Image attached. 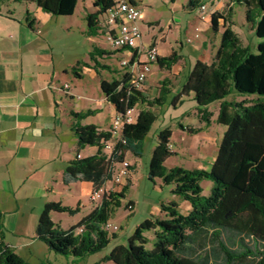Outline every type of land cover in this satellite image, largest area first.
I'll list each match as a JSON object with an SVG mask.
<instances>
[{
	"label": "trees",
	"instance_id": "obj_1",
	"mask_svg": "<svg viewBox=\"0 0 264 264\" xmlns=\"http://www.w3.org/2000/svg\"><path fill=\"white\" fill-rule=\"evenodd\" d=\"M6 1L32 2L52 15H71L79 0H0V8ZM201 0H189L187 6L197 7ZM230 3L245 8V19L257 38V51L244 46L233 30ZM115 0H94L95 12L88 13L89 35H97L101 26L108 27L99 16L106 18ZM30 26L33 22L26 13ZM221 42L214 60L208 64L198 60L193 66L181 92L173 99L176 105L182 97L193 95L201 118L209 124L212 112L208 105L220 103L216 121L224 125L225 131L219 150L209 169H187L182 166L168 168L165 161L174 152L170 148L172 129L167 127L157 135V144L152 151L148 178H161L165 184H173L172 193L189 202L191 208L183 212L179 203L170 201L161 204L164 216L153 214L135 228L125 244L115 245L105 256L115 264H264V0H229L223 12H213L211 30L219 33ZM111 52L94 46L91 59L94 67L112 70L95 56L110 55ZM136 56V52L134 53ZM180 59L175 51L166 58H158L161 66L170 68ZM79 62L72 71L78 76ZM121 66V65H120ZM124 68V67H121ZM118 76L101 79V90L117 113L126 114L131 107L137 108L134 122L125 124L121 140H115L111 128L99 130L94 124H83L82 120L94 113L72 111V130L77 137V153L86 145L98 147L97 153L88 157H77L69 162L63 172V181L70 184L79 180L91 181L94 190H99L111 181L116 165L123 162L128 152L141 156L145 138L166 102V87L162 82L157 97H150L131 84L130 66ZM236 92L237 99H227ZM147 105L149 109L140 108ZM153 108V109H151ZM183 127L182 125H180ZM190 132L197 129L188 128ZM115 141L114 151L108 154L104 145ZM134 167L131 166V169ZM210 179L211 193H202L201 181ZM130 183L121 192L104 194L96 207L69 229L62 228L52 218V212L77 210L61 202L50 201L40 214L37 237L58 255L72 257L73 261L104 250L115 238L104 224L116 211L128 191ZM129 203H134L129 201ZM4 214L0 210V264H30L5 242ZM153 231L151 241L145 233ZM227 233V238L224 237Z\"/></svg>",
	"mask_w": 264,
	"mask_h": 264
},
{
	"label": "crops",
	"instance_id": "obj_2",
	"mask_svg": "<svg viewBox=\"0 0 264 264\" xmlns=\"http://www.w3.org/2000/svg\"><path fill=\"white\" fill-rule=\"evenodd\" d=\"M133 1L143 9L140 20L142 38L139 43L145 47L152 43L156 44L159 58L169 57L175 51L180 55V59L170 68L161 66L158 61L152 63L143 91L152 98L157 97L162 82L169 80L173 86L175 98L180 94L198 60L208 64L214 60L224 28L222 27L219 33L212 32L211 16L213 12H223L229 0H201L195 8L187 6L189 0L180 2L178 0ZM161 3L163 5H159ZM202 4H206L209 9L205 19H201L200 14L195 15V10L197 8L200 10ZM154 5L165 8L168 12L167 15L149 17L148 12ZM230 5L232 7V28L238 34L241 43L246 46L236 29L234 20L237 5H233V3ZM78 7L85 15L96 11L94 0H79ZM27 12L30 13L32 26L26 19ZM55 17L32 2L6 1L5 5L0 8V210L4 214V226H31V231L22 233L20 239L15 243L8 241L5 231L6 244L29 261L37 257L38 254L33 248L38 245L39 241H42L37 237L36 229L32 230V226L37 227L40 214L47 202L62 203L58 196L65 194L70 199L76 198L80 200V207L84 210L82 218L98 204V202L92 203L90 200L94 191L91 181L79 180L70 184H65L63 181L66 165L74 160L77 154L79 157H88L96 154L98 150L97 146L86 145L77 153V137L72 130L74 120L71 112L94 110V113L85 117L82 123L94 124L99 130H109L117 113L114 105L106 99L102 90L101 94L97 96L84 95L86 100H84V107L81 110L77 109L75 95L80 89L77 80L83 79L85 74L92 72H96L100 76V83L102 78H107L103 76L101 70L97 71L93 65L89 64L78 66V73L81 77L72 71V68L83 59L80 53L75 50L65 56L64 52L56 49L49 25ZM83 19H86V16ZM99 19L104 21L105 16H99ZM195 19V35L192 38L188 32L191 31ZM241 24L245 25L244 22ZM237 26L241 25L237 24ZM103 29L101 26L97 35L88 33L87 35L92 38L93 47L99 46L111 52L110 55L102 56L100 61L103 63V60H106L105 65L111 66L112 70L117 71L116 73L107 69L110 79H112L124 71L120 64H115L114 60L131 58L135 50L114 49L108 42ZM84 33L86 32L84 31ZM102 34L106 37L105 43L108 46H104L98 41L97 36ZM140 59L144 60L145 55L141 54ZM67 77L70 78V82L75 79L77 82L71 84L66 81ZM65 84H68L70 88L65 89ZM185 99L195 101L193 95L190 94L187 97H182L176 105H173V101L168 103V107L170 108L171 105L176 108ZM195 105L192 107L193 110L198 106L196 101ZM219 106L218 102L214 115L218 116ZM139 107L149 109L147 105H139ZM188 116V120L184 116L182 121H178L174 125L165 124L161 130L169 127L174 131L175 128L182 125V129L194 128L201 130V135L210 134L212 127L205 123L199 111L188 114ZM158 119L165 121L162 106L159 108L155 122ZM222 131L224 134L225 128ZM219 133L215 138L218 146L222 139H220ZM199 137L200 134H197L196 145L201 141ZM170 148L173 150L171 142ZM130 155L133 157L130 161L132 166L134 164L138 166L140 156H134L128 152L126 158L128 159ZM203 156L204 154L201 153V157ZM216 156L217 153L215 156L206 158L208 167L204 169H209L212 166ZM135 169L136 167L132 169V174L124 185H115V191L121 192L127 183H130V186L134 184ZM113 185L112 181L105 184L106 187ZM154 186L163 191V186L158 182L154 181ZM177 199L178 196L173 193L167 201L166 199H157L151 215L164 216L161 204L170 201L178 202L182 211L188 212L191 208L189 202L181 198ZM129 201L134 202V210L129 211V216H131L136 214L138 208L137 202L133 198H128L127 203ZM89 203L94 205L93 209H90ZM136 227L137 225L133 228L132 233ZM145 235L151 241L154 238L153 231H148ZM127 240L120 232H117L110 244L98 253L104 257L115 245L125 244ZM45 245H41L43 256L59 259L58 254L53 252L46 243ZM70 259L74 262L72 257ZM82 259L85 260L87 257ZM45 262L39 258V264H45Z\"/></svg>",
	"mask_w": 264,
	"mask_h": 264
},
{
	"label": "rangeland",
	"instance_id": "obj_3",
	"mask_svg": "<svg viewBox=\"0 0 264 264\" xmlns=\"http://www.w3.org/2000/svg\"><path fill=\"white\" fill-rule=\"evenodd\" d=\"M179 2L182 0H178ZM209 1V0H202ZM159 5H163L162 3ZM81 7V6H80ZM236 13L234 14V20L236 21V29L240 33V37L244 41V43L250 46L251 51H257V44L259 38L256 37L254 31L250 28V24L246 22L244 15V7L236 6ZM167 10L162 7L153 6L148 12V16L152 17H160L161 14L163 16L167 15ZM180 13V12H179ZM200 10L197 8L195 10V15H199ZM55 16V15H54ZM86 15L83 11L76 8L75 12L71 15H59L53 19L49 25L51 26V34L54 46L57 50L64 52L65 56L71 51H76L80 53L83 60L82 62H86L89 65L95 64V61L91 59L90 53L93 51V40L87 35L88 30V21L87 19H83ZM188 16V15H187ZM244 22L245 25L241 23ZM186 23V21H183ZM241 25V26H237ZM195 27H196V19L193 24L191 31H189L190 37L194 38L195 35ZM84 31L86 33H84ZM185 35V34H184ZM105 36L98 35L97 39L104 46H108L105 43ZM112 47V46H111ZM97 59L101 60L102 57L99 55L95 56ZM121 60L117 58L114 60L115 64H120ZM103 63H106V60H103ZM82 66V64H81ZM103 73V76L107 79H110V73L107 69H100ZM122 70H125L122 68ZM73 76V75H72ZM74 77V76H73ZM66 81L69 83H76L78 81L79 91L76 92L75 95V105H77V109L81 110L84 107V95L94 96L101 94V83L100 76L96 72L87 73L81 80L76 79L73 82H70V78H66ZM171 82V81H170ZM161 87L159 88V94L161 92ZM166 87L170 89V92L166 93V103L162 105V113L165 117V121L163 119H158L151 127L149 133L146 135V145L145 149L140 156V164L137 166L133 165L135 169L133 185L129 187L128 191H125V198L121 200V203L118 207H116V211L109 218V222L112 225H118L120 229L117 231L125 239H128L132 233L133 228L144 221L146 218L150 217L153 213V207L155 201L158 199H169L172 196V189L174 188L173 184H165L161 180V178L156 177L155 181L163 186V191H161L158 187L154 186L153 181L148 180V167L150 155L153 151V148L156 144V136L161 131L162 127L165 124L174 125L178 121H182L184 116L186 120H188V114L198 113L199 109L197 108L193 110L192 107L196 106L195 101H191L185 99L183 103L173 108L170 105L168 107V103L172 102L174 99V91L172 84H166ZM227 99L233 100L237 99V93L234 92L227 96ZM86 101V100H85ZM218 101H213L208 105V109L212 112L211 122L209 126L212 127L210 134L201 135V130H197L195 132H190L188 129H182L181 127H177L172 131L171 136V144L173 145V154L167 158L165 161V165L168 168L182 166L187 169H199V168H207L208 160L206 159L209 156H215L217 151L219 150L218 144L215 142V138L217 137V133H219L220 139L223 137V128H226L224 125L218 123L216 121L217 115H214V111L217 109ZM207 124V122L205 121ZM197 134H200L199 139L201 141L198 145L195 144V140L197 138ZM204 136V137H203ZM201 153L204 154L201 157ZM129 161H132L133 157L130 155L128 157ZM212 181L210 179H203L201 181L202 193L204 195H209L212 189ZM117 192V191H115ZM133 198L137 202L138 211L136 214L129 216V210L127 208V199ZM59 201H62L64 206L71 207L74 210L79 209L74 214L69 213L68 211L64 212H52L53 220L59 224L64 229H69L73 225L78 224L84 215V210L80 207V200L65 195L58 196ZM179 200V197L178 199ZM90 209H93V204L89 203ZM7 234L8 241L12 243L17 242L20 239V235L25 231L30 232L31 226H4ZM36 226H32V230L34 231ZM116 232V233H117ZM224 237L227 238V233H224ZM40 244V245H39ZM42 246H46L43 241H39L38 245L34 246V250L38 254L37 257L32 259L31 261L26 260L30 264H39V258L46 261L45 264H115L111 260H106L105 256L102 257L101 253H95L92 255L86 256L87 259H79L77 261L72 262L70 257L65 255H58L59 259H55L54 257H44L42 254L43 248ZM105 253V252H104ZM109 253V252H108ZM68 258V259H67ZM50 260V261H49Z\"/></svg>",
	"mask_w": 264,
	"mask_h": 264
},
{
	"label": "built area",
	"instance_id": "obj_4",
	"mask_svg": "<svg viewBox=\"0 0 264 264\" xmlns=\"http://www.w3.org/2000/svg\"><path fill=\"white\" fill-rule=\"evenodd\" d=\"M142 7L133 0H115V5L108 11L105 18V24L108 27L106 37L110 45L118 50H135L136 56L124 58L120 61L121 67H129L132 72L131 84L138 90H143L147 81L148 74L151 71L152 63L159 58L158 47L156 44H150L147 47L141 45L142 30L140 20L142 17ZM209 13L206 4L200 5V17L205 19ZM144 54L145 59L141 60L140 55ZM65 89L70 86L65 84ZM137 115V108L131 107L126 111V114L116 113L114 116L111 132L115 140H121V132L125 124L134 122ZM115 141L105 142V151L110 155L114 151ZM115 172L112 178L113 186H103L99 190H94L90 200L92 203L99 202L103 195L110 194L115 191V185H124L132 174V163L125 159L123 162L116 165ZM129 211L134 210V203L127 205ZM104 229L109 233H116L120 227L112 225L109 221L104 224Z\"/></svg>",
	"mask_w": 264,
	"mask_h": 264
}]
</instances>
